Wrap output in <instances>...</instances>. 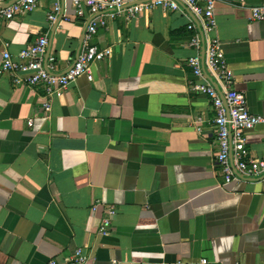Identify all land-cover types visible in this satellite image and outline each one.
<instances>
[{
    "label": "crops",
    "instance_id": "0c3cea01",
    "mask_svg": "<svg viewBox=\"0 0 264 264\" xmlns=\"http://www.w3.org/2000/svg\"><path fill=\"white\" fill-rule=\"evenodd\" d=\"M260 1L217 0L212 36L250 111L264 116V20L250 16ZM55 2L62 11L50 21ZM181 9L108 18L92 43L110 55L93 63L92 80L52 96L0 73V264H69L77 247L96 264H264V183L223 184L216 113L191 89ZM86 23L72 0H41L2 23L0 66L4 48L17 55L46 33L55 72L66 71ZM247 136L250 155L264 157V123Z\"/></svg>",
    "mask_w": 264,
    "mask_h": 264
},
{
    "label": "built area",
    "instance_id": "2783aa9c",
    "mask_svg": "<svg viewBox=\"0 0 264 264\" xmlns=\"http://www.w3.org/2000/svg\"><path fill=\"white\" fill-rule=\"evenodd\" d=\"M41 0H0V27L16 15L34 10ZM78 18L87 20L81 49L74 63L66 71L55 72V57L47 55L48 34H41L17 55L4 48L0 73L9 72L16 83L26 82L31 86L44 85L47 96L64 91L78 78L86 75L92 80L91 67L97 60L110 55V48L100 49L92 38L108 18L135 17L144 11L161 7L167 11L189 12L187 25L190 34L188 45L194 53L187 58V65L197 78L191 85L195 92L206 94L215 110L213 126L216 132V165L224 179V185L247 179L264 183V157L250 155L247 147L248 131L264 123V116L252 113L245 95L235 87L233 69L221 53L220 41L212 36L217 27L215 7L217 0H72ZM62 5L55 2L47 18L55 21ZM65 16V15H64ZM62 16V17H64ZM252 20H264V0L250 7ZM45 109L50 103H44ZM28 124L32 125V121ZM99 232L108 234L111 219L116 212L113 205L107 209ZM69 264H96L95 258L77 247L65 258ZM207 259H201L206 263ZM46 264H58L53 258ZM114 264H118L114 261Z\"/></svg>",
    "mask_w": 264,
    "mask_h": 264
}]
</instances>
